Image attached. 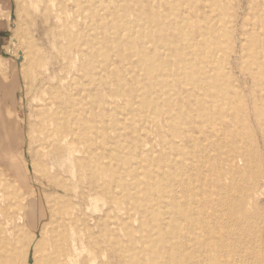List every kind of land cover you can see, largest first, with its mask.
Listing matches in <instances>:
<instances>
[{"label": "bare ground", "instance_id": "6f19581e", "mask_svg": "<svg viewBox=\"0 0 264 264\" xmlns=\"http://www.w3.org/2000/svg\"><path fill=\"white\" fill-rule=\"evenodd\" d=\"M24 1L34 8L37 7L39 2L44 5L47 2L55 3V0ZM113 1L118 5L123 2L128 10L133 7L141 9L140 12L135 8L132 9L133 12L142 14L134 19L123 17L118 11L119 16L122 18L114 25L117 33H109L111 35L103 33L106 37L105 41L111 37L112 39H119V42H121V39L118 33H126L127 45L123 44V47L116 50L114 55L128 61L131 68L123 69L124 71L120 73L116 71L117 69H115V72L112 70L113 65L111 63H107L105 67H102L99 63L100 60L97 58L101 54V47L96 46L94 42L88 43V40L86 41L88 49L85 54L91 55V64L98 68L99 72H102V68H104L103 71L111 73L114 79L108 81L107 84L111 92L124 94L126 101L132 100L133 107L127 111L129 112L128 115L131 114V118L118 117L116 120L119 124L135 123L137 120V106L151 107L153 110H162L164 113H172L174 111L173 107L177 106L180 108L179 114L184 107H188L189 109L185 115L182 114L183 118L192 116L194 119L201 121L223 117L220 114L221 112L225 117L232 119L235 117L234 110L237 108V104L241 102L237 111L244 116L247 115L249 111L241 99L242 94L232 84L233 80H231L225 69V58L220 55L222 49L229 45L231 41L229 31L222 28L224 24L223 11L217 0L207 2L202 6H199L195 0L191 8L194 12L192 16L188 15L187 6H182L185 0H176L179 6L178 11H175L176 9L172 8L170 3L155 7L153 5H140L135 0ZM67 5L65 0L56 2L55 10L58 13H64V16L68 12L74 11L73 22L83 18L85 8L83 3L76 2L75 10L69 9ZM145 7L149 8L148 11L144 10ZM199 8H202V11ZM16 10V13H18L19 10ZM258 11L259 17L255 16L259 24L257 31L253 32V29L248 28L242 29L238 42L241 57L256 63L254 68L249 67L248 72L255 87L252 111L256 119L261 120L264 116V114L260 116L259 113V101L264 102L263 6H260ZM35 16L32 11L28 12V20L31 21V25L36 22ZM136 32L142 37L141 43L135 42L134 35ZM79 33L80 30L77 34ZM61 34L68 37L70 43L79 40L78 35L72 36L70 31L63 30ZM17 48L18 50L14 51L16 62H13L12 66L20 61L21 51L24 50L20 46H17ZM30 49L31 46L27 47V51L30 52ZM111 52L113 50H104V56L110 57L109 53ZM156 53L159 54L158 57H156ZM79 56L78 51L74 52L71 57L66 54L62 58L61 66L64 63L68 65L75 63L77 60L79 61ZM95 58L98 60H95ZM45 64H47V67L45 66L43 71L38 69L34 72L39 85H43L57 76V71L51 72L53 68L50 63L46 62ZM10 74L9 88L15 89L17 85V68L10 71ZM6 78V74L0 71V104L3 103L5 98L2 94L1 83ZM10 93L12 96L14 95V91ZM181 94H185V96H181ZM186 99L187 101H185ZM56 103L61 106L64 103L69 104L71 102L69 99L58 98ZM2 108L3 112H9L7 111L8 107L3 106ZM118 110V106L110 109L104 106L102 111L99 114L97 113L98 115L95 114L94 120L100 122L105 117L116 118V115L119 114ZM209 121L211 127L208 129L204 130L201 126L203 133L209 134V136L215 134V136H218L219 131L225 129L216 120ZM91 122L92 120L81 121L80 116H77L74 120L75 127L79 129H73L71 132L81 139L85 155L83 160L74 161V169L71 171L80 177L82 176L81 179L85 176L89 183H94L91 188L95 203L93 212L94 209L102 208L104 204L108 205L104 215L113 213L116 209H122L124 206V209H127L126 201L131 199L138 214L148 224L150 223L148 231H155V233L148 232L144 236L145 238L133 237L126 231L131 243L140 244L139 254L125 255L127 258V260L124 259L126 263L250 264V258L242 253L247 251L252 255L257 254V249L251 245V236L254 232L246 217L245 205L239 200L232 202V199L235 198L228 195L229 190L225 188L223 182L225 176H229L231 181H234L241 177L243 171L249 169L251 158L246 149L241 145L230 147L224 137L220 136L218 138L217 143L221 149L219 161L223 165L217 168L215 177L219 182L217 188L219 187L222 191L226 189L224 192L227 193L228 191V196L225 197L226 195L224 196L220 192L214 199L212 198L215 201H212L211 204L215 203L217 207L227 204L228 207L227 210L221 206L214 209L212 212L214 223L210 225L206 220L207 215L205 212L209 209L207 205L211 201L208 203L203 196L193 193L191 185L186 183L183 185L186 198L182 204L174 195H170L171 191L166 190L161 185L160 177L163 179L166 174L164 172L158 174L159 172L155 171L157 167L153 165L154 160L150 159L151 156L149 157L147 152L142 149L141 139L134 134L121 131V129L111 135L106 127L101 129V127H96ZM12 123L14 126L13 134L9 135L7 133V135L0 128V160L5 162L6 167L3 166L5 175L12 177L16 182L15 176L19 174L20 170H14L12 168L13 164L10 163V155L1 152L3 147L10 150L15 144L18 145V148H21V146L19 147L22 141L20 139L21 125L19 120L14 117ZM81 123H85L86 126L81 128L76 126ZM65 125L67 129L68 122ZM197 125L200 124L197 123ZM217 126L220 128L219 130ZM65 128L57 124L55 131L52 133L63 135V129ZM186 130L190 132L191 129L187 127ZM197 130L199 129L197 128ZM221 134L223 135L224 132ZM165 136H167L166 133ZM160 139L161 142L164 141V136H161ZM252 159L257 161L256 154ZM138 168H140V172H138ZM38 174L49 182L47 188L54 186L53 192H58L59 195L58 202L51 209L54 213L51 221L52 225L48 230H39V234L36 231L24 233L23 229L27 225L33 226V223L35 224V219L31 215L20 212L23 210L25 203L32 198L31 183L24 182L27 186L24 185L23 196L20 197L16 193H10L9 187L12 185L10 181L0 180V264H57L58 261L62 260H64V264H74L76 263L74 259L75 247L72 241L80 237L82 243L86 238V242L91 244L93 249L98 248L95 241L92 242L90 233L85 237L83 236L84 231L81 232L76 227L81 222L82 225L84 224L85 229H89L86 220L65 210L66 201L63 197L67 194L68 186L62 180L59 181L58 175H53L47 169L38 170ZM131 179H138V182ZM141 184L144 186L143 189L139 187ZM98 198L100 199V205L97 206ZM191 199L194 200V203L197 200V204L202 207L201 212L190 209ZM216 211L222 213L223 217H227L225 222H223L224 219L219 213H214ZM236 212L238 213V220L232 218ZM113 217L117 219L114 215ZM142 228L144 227L142 226ZM197 229L201 230L203 235H196L193 240L190 237L191 230ZM199 245L203 248L196 250ZM123 249L126 248L121 247L122 251ZM211 252L214 255H211ZM59 255L60 257L62 255L63 258H58Z\"/></svg>", "mask_w": 264, "mask_h": 264}, {"label": "rangeland", "instance_id": "374dc122", "mask_svg": "<svg viewBox=\"0 0 264 264\" xmlns=\"http://www.w3.org/2000/svg\"><path fill=\"white\" fill-rule=\"evenodd\" d=\"M59 1L61 0H55L53 4L47 2L46 5L39 2L34 8L24 0H0V71L7 77L1 83L2 94L5 98L0 104V128L6 134H13L12 118H17L21 125L20 139L22 140L19 144L21 148L15 144L10 150L5 147L1 149L2 153L10 155L12 168L17 171L20 170L19 174L15 176L16 182L12 177L5 175L3 168L6 165L1 160L0 180L10 181L12 183L9 187L10 193H16L20 197L23 196L24 185L27 186L25 183H31L32 198L25 203L20 212L31 215L35 219V224L33 223V226L27 225L23 229L24 233L36 231L39 234V230L50 229L54 214L51 209L59 200L58 192H53L54 186L47 188L49 182L38 174L40 169H47L53 175H58L59 181L62 180L68 186L67 194L63 197L66 201L65 210L86 220L89 229H85L81 222L76 227L79 231H84L83 236L85 237L90 233L92 242L95 241L97 244L98 248L93 249L91 244L86 242V238L83 243L81 237L74 239L72 241L75 247L74 259L76 263L74 264H128L125 261L127 260L125 255L139 254L140 244L131 243L126 231L136 238H145L144 236L151 231H148L150 223L148 224L138 214L131 199L126 201L127 209L122 206V209H116L113 213L104 215L105 209L108 208V205L104 204L102 208L94 209L93 212L95 203L91 188L94 183H89L85 176L81 179L82 176L72 172L74 161L83 160L85 155L81 139L71 132L73 129H79L75 127L74 120L80 116L81 121L92 120L91 123L96 127H101V129L106 127L111 135L121 129V131L134 134L141 139L142 149L147 152L149 157L151 156L150 159L154 160L153 165L157 167L155 171L159 172L158 174L163 172L166 174L163 179L160 177L161 185L166 190L171 191L170 195H174L182 204L186 198L183 191V185L186 183L191 185L193 193L203 196L208 203L211 201L207 205L209 209L205 212L206 220L210 225L214 223L213 210L220 206L227 210L228 207L227 204L218 207L215 203L211 204L212 201H215L213 200L214 197L220 192L224 196L226 195L225 197L228 195L234 197L232 202L239 200L243 203L246 209V217L254 232L251 236V245L257 249V254L252 255L247 251L242 254L250 258V264H264V116L261 120L256 119L252 111L255 87L248 69L249 67L254 68L256 63L241 57L238 42L242 29L248 28L253 29V32L257 31L259 24L255 16L259 15L258 8L260 6L264 8V0H217L223 11L224 24L222 28L229 31L231 41L222 49L223 53L221 52L220 55L225 58V69L233 80L232 84L242 94L241 99L249 111L246 116L237 111L241 102L237 104V108L234 110L235 117L232 119L225 117L221 112L223 117L201 121L192 116L183 118L182 114L185 115L188 107H186L187 110L184 107L179 114L180 108L177 106L173 107L172 113L153 110L151 107L137 106V120L135 123H127L126 125L119 124L116 119L118 117L131 118V114L128 115L129 112L127 111L133 107L132 100L126 101L124 94H115L109 90L108 81H112L111 79L114 78L111 73L103 71L104 68H102V72H99L98 68L91 64V55L85 54L88 49L86 44L94 42L96 46L101 47V54L97 58L102 67L111 63L113 65L112 70L115 72L117 69L116 71L120 73L124 71L123 69H130L131 66L128 61L114 55L116 50L123 47V44L127 45L126 33H118L121 42L119 39H112L111 37L105 41L106 37L103 33L106 35L117 33L114 25L122 18L119 14L128 19H134L142 15L138 13L141 9L133 7L138 10V12H133V8L131 10L126 9L127 7L124 6L123 2H121L122 5H118L113 0H65L69 9L75 10L76 2L85 5L83 18L73 22L74 11H70L64 16V13H58L55 10V4ZM135 1L140 5H153L155 7L170 3V6L176 9L175 11H178L179 7L176 0ZM194 1L185 0L182 5L187 6L189 16L194 14L191 9ZM196 1L199 6L207 4V2H215L214 0ZM16 9L19 10L18 13H16ZM147 9L149 8H144L145 11H148ZM199 10L202 11V8ZM30 11L36 15V22L33 25L28 20V12ZM63 30L70 31L72 36L78 35L79 40L70 43L68 37L61 34ZM79 30L80 33L77 34ZM134 38L136 43L142 42L139 33L136 32ZM87 40L88 43H86ZM17 46L23 47L24 50L21 51L20 61L12 66L11 64L16 62L14 51L18 50ZM29 46H31L30 52L27 51ZM104 50H113V52L109 53L110 57H106ZM77 51L80 55L79 61L68 65L64 63L61 66L63 56L67 54L71 57ZM158 56L159 54L156 53V57ZM98 59L95 58V60ZM30 62L32 63L30 64ZM46 62L50 63L53 68L51 72L57 71V76L49 82L39 85L34 72L38 69L43 71L47 65ZM14 68H17L15 89L9 88L10 71ZM142 77L144 78V76ZM12 91H14L13 96L10 93ZM181 96H185V94H181ZM58 98L69 99L71 103H64L59 106L56 103ZM259 105L261 116L264 114V102L260 100ZM3 106L8 107L7 111L9 112H3ZM48 106L51 107L48 108ZM104 106L109 109L118 106V116L116 115V118L105 117L100 122L95 121V114H99ZM209 120L212 122L216 120L221 123L225 127L223 129L225 131L220 130L218 136H215L216 134L209 136V134L203 133L201 126L204 130L211 127ZM67 122L66 129L65 123ZM197 123L200 125L198 126ZM57 124L64 126V136L60 133H52ZM76 126L81 128L86 125L81 123ZM90 126L92 125L90 124ZM187 127H190V132L186 130ZM217 127L219 130V126ZM164 129L168 137L165 136ZM222 132H224L223 135ZM161 136H164L162 142ZM220 136L227 140L230 147L241 145L247 150L251 158L249 169L243 171L241 177L237 178L238 180L231 181L229 176L224 177L223 182L225 188L229 190L228 195V191L227 193L224 192L226 189L222 191L219 187L217 188L219 182L215 177L217 168L223 165L219 161L221 149L217 143ZM255 154L257 161L252 159ZM137 170L140 172V168ZM138 179L131 180L138 182ZM139 187L143 189L144 186L141 184ZM56 191L58 190L56 189ZM193 199L189 205L190 209L201 212L202 207L197 204V200L194 203ZM97 201L98 206L100 199L98 198ZM214 213L220 214L217 211ZM113 215L117 219L120 218L114 219ZM220 215L223 217L222 213ZM97 216L98 218H96ZM232 218L238 220V213L236 212ZM98 219L100 220L98 221ZM223 219L225 222L227 217L225 216ZM151 232L155 233V231ZM191 232L190 237L193 240L196 235H203L199 229L191 230ZM121 247L126 249L122 251ZM202 248L199 245L196 250ZM211 255L214 253L211 252ZM58 258L62 259L63 256L60 257L59 255ZM59 263L64 264V260L58 261L57 264Z\"/></svg>", "mask_w": 264, "mask_h": 264}]
</instances>
